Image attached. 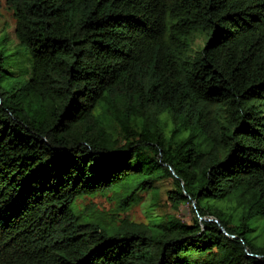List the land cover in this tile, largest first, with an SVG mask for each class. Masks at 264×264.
<instances>
[{"label":"trees","instance_id":"1","mask_svg":"<svg viewBox=\"0 0 264 264\" xmlns=\"http://www.w3.org/2000/svg\"><path fill=\"white\" fill-rule=\"evenodd\" d=\"M9 1L0 264H264V0ZM165 180L190 222L77 205Z\"/></svg>","mask_w":264,"mask_h":264},{"label":"rangeland","instance_id":"2","mask_svg":"<svg viewBox=\"0 0 264 264\" xmlns=\"http://www.w3.org/2000/svg\"><path fill=\"white\" fill-rule=\"evenodd\" d=\"M5 36H8L6 42L3 41ZM206 41V36L197 35L193 40L192 54L195 55L201 51ZM17 43L14 9L9 0H0V47H6L8 51H12ZM159 186L161 190L158 196L150 191H144L141 193L142 201L132 205L126 211L118 210V201L112 191L84 196L78 200L77 205L79 209H86L87 214L94 213L95 216L110 224H118L125 217L133 221L148 223L157 215L161 217L174 215L186 222H190L193 217L198 216L197 210L192 204H182L179 210L172 206L166 195V190L172 187L171 180L160 182ZM217 205L221 206L222 204L217 202ZM200 217L202 221L212 219L210 221L218 222L213 215H202ZM262 230L263 228L259 229V231Z\"/></svg>","mask_w":264,"mask_h":264},{"label":"water","instance_id":"3","mask_svg":"<svg viewBox=\"0 0 264 264\" xmlns=\"http://www.w3.org/2000/svg\"><path fill=\"white\" fill-rule=\"evenodd\" d=\"M208 220H212V219H208ZM220 228H221L222 231H225V228H224V226L222 224H220ZM254 256H258V255L254 254Z\"/></svg>","mask_w":264,"mask_h":264}]
</instances>
